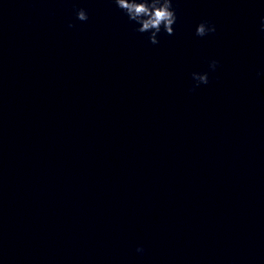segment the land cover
<instances>
[{"label": "clouds", "instance_id": "obj_1", "mask_svg": "<svg viewBox=\"0 0 264 264\" xmlns=\"http://www.w3.org/2000/svg\"><path fill=\"white\" fill-rule=\"evenodd\" d=\"M114 3L128 17L129 21L138 25L134 29L136 32L149 33L148 40L151 44L159 43L158 34L162 29L167 35H174L173 25L177 21V16L172 0H114ZM76 18L81 22H86L89 17L87 11L81 8L76 11ZM68 26L71 28L75 25L70 23ZM260 30L264 32V17H261ZM215 32L216 25L208 20H203L197 25L195 35L205 37ZM218 65V60H210L209 70L215 71ZM191 76L195 83L189 91H194L200 85L209 83L208 72H193ZM136 251L142 253L144 249L142 246H138Z\"/></svg>", "mask_w": 264, "mask_h": 264}]
</instances>
